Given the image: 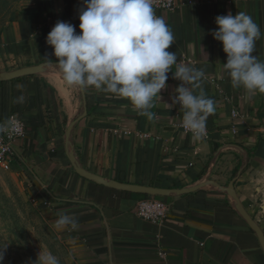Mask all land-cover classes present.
<instances>
[{"label":"crops","instance_id":"1","mask_svg":"<svg viewBox=\"0 0 264 264\" xmlns=\"http://www.w3.org/2000/svg\"><path fill=\"white\" fill-rule=\"evenodd\" d=\"M178 1L176 11L160 14L175 36L168 50L176 52L179 64L203 70L201 87L216 102L206 138L185 132L181 106H170L182 83L173 76L175 66L161 100L154 101L151 121L126 98L63 80L46 58L56 61L46 36L58 20L79 32L82 0H34L0 32V72L45 64L35 74L0 82V119L16 115L26 128L14 141L17 158L0 166L19 176L72 264H264L256 232L227 191L235 180L242 205L264 231V94L232 86L222 43L211 34L218 15H251L262 33L254 55L264 61V0ZM21 94L25 101L15 103ZM235 109L238 116L232 115ZM85 112L72 129L70 146L81 167L109 180L198 188L153 196L80 176L67 154L66 133ZM144 198L164 199L172 214L158 222L140 217L136 205ZM61 212L77 226L58 227Z\"/></svg>","mask_w":264,"mask_h":264},{"label":"clouds","instance_id":"2","mask_svg":"<svg viewBox=\"0 0 264 264\" xmlns=\"http://www.w3.org/2000/svg\"><path fill=\"white\" fill-rule=\"evenodd\" d=\"M155 0H82L79 32L70 22L58 20L46 36L56 58H47L69 86L95 88L128 99L139 114L154 120L151 109L167 87L168 73L175 66L174 78L182 83L175 88L172 104L183 110L182 127L200 139L206 132L207 119L216 112V102L208 97L201 81L202 69L179 64L171 27L156 14ZM218 26L211 34L222 43L226 53L223 68L234 88L243 87L251 94H264V61L254 52L262 33L251 15L238 12L215 17ZM22 89L23 85H18ZM199 89L197 94L196 90ZM25 96L14 98L23 103ZM17 122H0V134H19ZM57 226H77L76 219L59 213ZM7 243L0 244V262ZM32 264H60L51 252L40 251Z\"/></svg>","mask_w":264,"mask_h":264},{"label":"rangeland","instance_id":"3","mask_svg":"<svg viewBox=\"0 0 264 264\" xmlns=\"http://www.w3.org/2000/svg\"><path fill=\"white\" fill-rule=\"evenodd\" d=\"M34 0H0V32ZM7 243L0 264H32L40 251L51 252L60 264H72L66 246L47 217L31 200L13 168L0 166V244Z\"/></svg>","mask_w":264,"mask_h":264},{"label":"water","instance_id":"4","mask_svg":"<svg viewBox=\"0 0 264 264\" xmlns=\"http://www.w3.org/2000/svg\"><path fill=\"white\" fill-rule=\"evenodd\" d=\"M45 64H39L35 66H27L18 68L11 71H1L0 72V82L9 81L13 79H18L24 76L35 74L43 69ZM87 112H85L83 115H81L79 118L74 120L70 126L68 127L67 133H66V140L67 145L69 147L68 151V157L75 169V171L82 177L87 178L89 180H92L98 184H102L117 190L122 191H129L134 192L138 194H145V195H153V196H168L173 193L176 194H184L195 191L198 186L189 187V188H162V187H155V186H149V185H143V184H135V183H127V182H121L118 180H109L106 179L104 176L96 174L94 172H91L83 167L80 166L75 152L71 149V133L72 129L75 126V124L84 116H86ZM234 181H231L229 184V187L227 191L236 199L237 204L236 208L239 211V213L243 216V218L247 221L249 226L254 230L258 236L259 242L261 244L262 249L264 250V231L260 227V225L252 218V216L247 212V210L242 205L241 200L239 199L238 195L236 194L235 188H234Z\"/></svg>","mask_w":264,"mask_h":264},{"label":"built area","instance_id":"5","mask_svg":"<svg viewBox=\"0 0 264 264\" xmlns=\"http://www.w3.org/2000/svg\"><path fill=\"white\" fill-rule=\"evenodd\" d=\"M179 6L180 4L178 0H155L154 2L156 14L159 16H161L160 12L176 11ZM238 114L239 113L236 109L232 110L233 116H238ZM9 118H12L17 122L20 128V132L19 134L13 135H9L8 133L0 134V161L6 164V166H8L9 163L17 158L14 141L26 135L25 124L23 120L18 118L16 115H10L6 119H0V122L6 121ZM180 126L185 132L192 134L182 127V121L180 123ZM208 135L209 129L206 126V132L203 137L206 138L208 137ZM136 213L144 219L158 222L170 217V215L172 214V206L162 198H144L137 202Z\"/></svg>","mask_w":264,"mask_h":264},{"label":"trees","instance_id":"6","mask_svg":"<svg viewBox=\"0 0 264 264\" xmlns=\"http://www.w3.org/2000/svg\"><path fill=\"white\" fill-rule=\"evenodd\" d=\"M143 196H145V195H143Z\"/></svg>","mask_w":264,"mask_h":264}]
</instances>
